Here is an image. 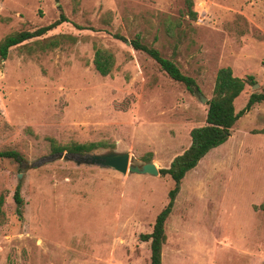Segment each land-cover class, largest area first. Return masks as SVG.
<instances>
[{"label": "rangeland", "instance_id": "obj_1", "mask_svg": "<svg viewBox=\"0 0 264 264\" xmlns=\"http://www.w3.org/2000/svg\"><path fill=\"white\" fill-rule=\"evenodd\" d=\"M183 4L0 0V40L60 13L67 19L0 58V150L22 155L0 158V264H150L140 235L167 203L172 179L46 158L50 138L101 142L89 153L128 151L132 164L151 153L166 168L189 146L190 130L205 124L218 68L257 84L245 85L236 110L264 88V0H193L195 19ZM135 35L194 78V91L126 43ZM98 47L114 54L109 75L93 67ZM164 232L162 264H264V101L185 174Z\"/></svg>", "mask_w": 264, "mask_h": 264}, {"label": "trees", "instance_id": "obj_2", "mask_svg": "<svg viewBox=\"0 0 264 264\" xmlns=\"http://www.w3.org/2000/svg\"><path fill=\"white\" fill-rule=\"evenodd\" d=\"M183 12L189 18L195 19L196 12L193 9V0H183ZM67 21L63 13L54 21L40 26L34 30H19L7 34L0 40V58L5 59L10 47L19 45L24 41L30 40L34 37L41 36L60 24ZM116 39H124L123 36L115 33ZM129 44L132 48L142 51L150 56L171 79L181 82L189 91L193 92L196 88V82L191 76L184 74L178 65L161 53L151 45L143 42L139 35L130 38ZM58 44L57 39L48 41L45 45L53 47ZM114 54L108 50L98 47L94 50L93 67L102 76L109 75L114 66ZM247 83H256L251 75L245 78H240L233 75L229 66L218 68L215 74L214 84L212 88L211 97L207 100V110L205 117V124L193 127L190 132V144L180 154L176 155L166 168H160L159 173L168 175L173 185L167 192V203L159 211L154 219L152 229L149 233L140 235V240L149 242L150 249V264L161 263V248L165 242L164 224L170 214L175 197L180 189L181 181L185 174L194 168L204 155L214 147L222 144L230 135V129L235 121L248 111L255 103L264 101V88L262 90L252 91L240 110L235 109V101L242 93ZM50 150L52 153L66 150L69 153H89L98 146L104 145L101 142H71L69 144H58L50 138ZM111 147V146H109ZM151 153H147L145 160L150 159ZM0 158H9L20 162L22 155L13 149L0 150ZM20 187L16 186L12 199L15 203V211L18 219L22 218L23 199L20 194ZM4 196L0 194V217L4 215L2 205Z\"/></svg>", "mask_w": 264, "mask_h": 264}, {"label": "water", "instance_id": "obj_3", "mask_svg": "<svg viewBox=\"0 0 264 264\" xmlns=\"http://www.w3.org/2000/svg\"><path fill=\"white\" fill-rule=\"evenodd\" d=\"M126 43L128 44L129 42L126 41ZM256 85V83L253 84V86ZM199 96L202 102H206L205 97H203L201 94ZM60 158L65 160H72L76 164L84 163L100 167L112 168L118 172H121L122 174H125L127 172L149 173L152 175L159 174V169L155 166L152 160L145 161L141 164L130 163L128 151H117L115 149H108L99 153L93 152L84 154L60 151L52 153L46 158V160L52 161Z\"/></svg>", "mask_w": 264, "mask_h": 264}]
</instances>
